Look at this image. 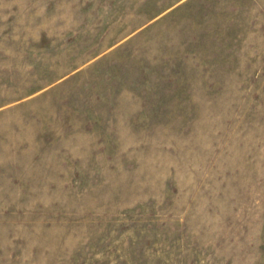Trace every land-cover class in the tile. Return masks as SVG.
I'll list each match as a JSON object with an SVG mask.
<instances>
[{"label": "rangeland", "instance_id": "obj_1", "mask_svg": "<svg viewBox=\"0 0 264 264\" xmlns=\"http://www.w3.org/2000/svg\"><path fill=\"white\" fill-rule=\"evenodd\" d=\"M0 264H264V0H0Z\"/></svg>", "mask_w": 264, "mask_h": 264}]
</instances>
